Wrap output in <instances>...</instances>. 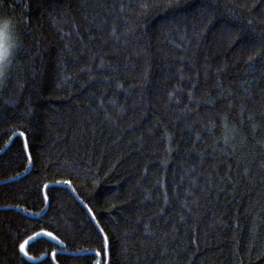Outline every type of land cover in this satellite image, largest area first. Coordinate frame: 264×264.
I'll return each instance as SVG.
<instances>
[{
  "label": "trees",
  "instance_id": "obj_1",
  "mask_svg": "<svg viewBox=\"0 0 264 264\" xmlns=\"http://www.w3.org/2000/svg\"><path fill=\"white\" fill-rule=\"evenodd\" d=\"M0 28V264H264V0H0Z\"/></svg>",
  "mask_w": 264,
  "mask_h": 264
},
{
  "label": "snow or ice",
  "instance_id": "obj_2",
  "mask_svg": "<svg viewBox=\"0 0 264 264\" xmlns=\"http://www.w3.org/2000/svg\"><path fill=\"white\" fill-rule=\"evenodd\" d=\"M8 56V50L7 48H4L0 46V61H5L6 62V57ZM252 60V57H249V61ZM2 75V74H0ZM19 135H24L23 132H20ZM67 183V182H65ZM74 191V190H73ZM91 211V209H89ZM26 234V233H25ZM41 237H44L45 239L41 241ZM19 237H17V240ZM42 243H57L63 246L64 241L60 238L58 235H54L52 231H45V230H40V231H34L32 235H29L27 240H25L23 243L19 244V254L23 258H26L27 260H33V259H38V257H32L29 256L28 251H26V246L29 248L33 245L36 244H42ZM58 255V251L53 253V257L55 258ZM51 264V262H49ZM97 264H101L100 261L97 262Z\"/></svg>",
  "mask_w": 264,
  "mask_h": 264
},
{
  "label": "rangeland",
  "instance_id": "obj_3",
  "mask_svg": "<svg viewBox=\"0 0 264 264\" xmlns=\"http://www.w3.org/2000/svg\"><path fill=\"white\" fill-rule=\"evenodd\" d=\"M0 46L4 47V48H7L8 52H9V48H10V38L9 36L5 33V31H3L1 28H0ZM7 59V57H6ZM0 65H3L2 68H0V74L4 68V65H5V61H0Z\"/></svg>",
  "mask_w": 264,
  "mask_h": 264
},
{
  "label": "clouds",
  "instance_id": "obj_4",
  "mask_svg": "<svg viewBox=\"0 0 264 264\" xmlns=\"http://www.w3.org/2000/svg\"><path fill=\"white\" fill-rule=\"evenodd\" d=\"M4 29H5V31L8 29V23L7 22L4 23ZM2 67H3V65H0V68H2Z\"/></svg>",
  "mask_w": 264,
  "mask_h": 264
}]
</instances>
